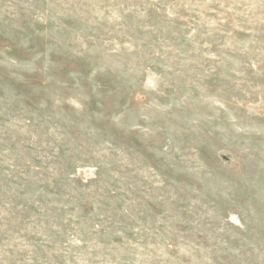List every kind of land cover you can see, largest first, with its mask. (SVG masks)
<instances>
[{
	"label": "rangeland",
	"instance_id": "rangeland-1",
	"mask_svg": "<svg viewBox=\"0 0 264 264\" xmlns=\"http://www.w3.org/2000/svg\"><path fill=\"white\" fill-rule=\"evenodd\" d=\"M0 264H264V0H0Z\"/></svg>",
	"mask_w": 264,
	"mask_h": 264
}]
</instances>
